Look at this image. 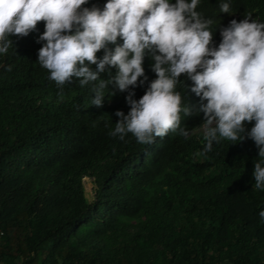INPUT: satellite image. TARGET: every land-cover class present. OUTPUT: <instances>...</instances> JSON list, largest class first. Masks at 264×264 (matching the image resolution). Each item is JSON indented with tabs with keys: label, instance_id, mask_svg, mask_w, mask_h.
Here are the masks:
<instances>
[{
	"label": "trees",
	"instance_id": "trees-1",
	"mask_svg": "<svg viewBox=\"0 0 264 264\" xmlns=\"http://www.w3.org/2000/svg\"><path fill=\"white\" fill-rule=\"evenodd\" d=\"M92 3L101 7L98 0L85 6ZM229 3L231 14L219 11L220 0L197 6L219 23L213 39L247 12L264 21V0ZM40 30L11 37L0 55V264H264L254 141L221 139L204 152L207 125L195 108L181 113L186 138L171 131L152 143L109 136L115 112L130 110L127 92L106 90L97 107L92 83L57 86L37 61ZM115 72L112 66L100 78ZM147 86H137L134 98ZM182 95V104L198 106L190 89Z\"/></svg>",
	"mask_w": 264,
	"mask_h": 264
},
{
	"label": "clouds",
	"instance_id": "clouds-1",
	"mask_svg": "<svg viewBox=\"0 0 264 264\" xmlns=\"http://www.w3.org/2000/svg\"><path fill=\"white\" fill-rule=\"evenodd\" d=\"M98 1L101 7L85 6L90 0H0V55L14 43L11 37L45 29L37 37L44 42L37 61L49 80L63 86L78 78L82 88L92 83L90 105L97 107L106 90L127 92L130 110L115 112L120 119L109 136L124 140L131 133L137 143H152L171 131L186 138L181 113L190 116L195 108L207 125L204 152L221 139L254 141L252 188L264 191V21L247 12L213 39L219 23L197 10L201 0ZM219 11L232 13L229 0H220ZM112 66L115 74L100 78ZM145 72L156 78L149 81ZM145 82L144 95L135 99V88ZM188 89L200 98L198 106L182 104ZM245 122L254 123L249 129ZM259 216L264 220V209Z\"/></svg>",
	"mask_w": 264,
	"mask_h": 264
},
{
	"label": "rangeland",
	"instance_id": "rangeland-1",
	"mask_svg": "<svg viewBox=\"0 0 264 264\" xmlns=\"http://www.w3.org/2000/svg\"><path fill=\"white\" fill-rule=\"evenodd\" d=\"M201 130H204V128L203 129H201ZM84 184H85V187H86V191H87V195H90L91 194V192H92V179H90V178H85L84 179Z\"/></svg>",
	"mask_w": 264,
	"mask_h": 264
},
{
	"label": "built area",
	"instance_id": "built-area-1",
	"mask_svg": "<svg viewBox=\"0 0 264 264\" xmlns=\"http://www.w3.org/2000/svg\"><path fill=\"white\" fill-rule=\"evenodd\" d=\"M3 233L2 232H0V236L2 235Z\"/></svg>",
	"mask_w": 264,
	"mask_h": 264
}]
</instances>
